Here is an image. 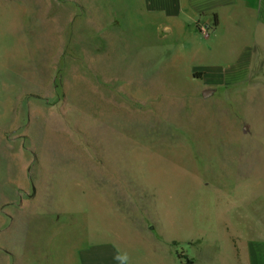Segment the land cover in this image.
I'll list each match as a JSON object with an SVG mask.
<instances>
[{"label":"rangeland","instance_id":"obj_1","mask_svg":"<svg viewBox=\"0 0 264 264\" xmlns=\"http://www.w3.org/2000/svg\"><path fill=\"white\" fill-rule=\"evenodd\" d=\"M214 30L144 0H0L9 264L18 239L19 264H76L98 241L129 264H246L264 241V60L238 69L244 38Z\"/></svg>","mask_w":264,"mask_h":264},{"label":"crops","instance_id":"obj_2","mask_svg":"<svg viewBox=\"0 0 264 264\" xmlns=\"http://www.w3.org/2000/svg\"><path fill=\"white\" fill-rule=\"evenodd\" d=\"M168 18L187 15L188 21L201 17L214 24L220 36L230 30L234 37H243L237 68L246 69L253 62L264 60V0H144ZM168 27V26H166ZM219 31H221L219 33ZM217 69V68H216ZM14 243V242H13ZM19 239L12 246L11 264H19ZM17 248V249H16ZM17 250V252H16ZM246 264H264V241L248 246ZM76 264H129L111 242H93L75 250ZM8 255L0 251V264H9Z\"/></svg>","mask_w":264,"mask_h":264},{"label":"water","instance_id":"obj_3","mask_svg":"<svg viewBox=\"0 0 264 264\" xmlns=\"http://www.w3.org/2000/svg\"><path fill=\"white\" fill-rule=\"evenodd\" d=\"M215 91V89H204L202 91V96L203 97H208L211 96L213 94V92Z\"/></svg>","mask_w":264,"mask_h":264},{"label":"built area","instance_id":"obj_4","mask_svg":"<svg viewBox=\"0 0 264 264\" xmlns=\"http://www.w3.org/2000/svg\"><path fill=\"white\" fill-rule=\"evenodd\" d=\"M206 29H207V27H205V26L201 27V31H202L205 35H207V31H206Z\"/></svg>","mask_w":264,"mask_h":264}]
</instances>
